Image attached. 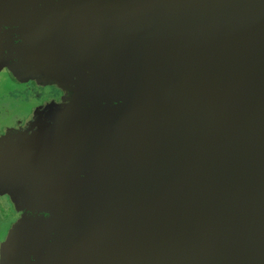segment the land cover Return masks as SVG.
I'll use <instances>...</instances> for the list:
<instances>
[{
	"label": "water",
	"instance_id": "water-1",
	"mask_svg": "<svg viewBox=\"0 0 264 264\" xmlns=\"http://www.w3.org/2000/svg\"><path fill=\"white\" fill-rule=\"evenodd\" d=\"M13 54L66 97L0 136L5 264H264V0H0Z\"/></svg>",
	"mask_w": 264,
	"mask_h": 264
},
{
	"label": "flooded vegetation",
	"instance_id": "flooded-vegetation-1",
	"mask_svg": "<svg viewBox=\"0 0 264 264\" xmlns=\"http://www.w3.org/2000/svg\"><path fill=\"white\" fill-rule=\"evenodd\" d=\"M7 42H13L14 45V42L18 41L13 38L7 40ZM12 57V59H6L7 63L2 66L0 71V81H2V84H0V94L7 93L9 98L18 101L21 107L18 106L16 109V116L11 119L12 123L0 124L1 137L6 136L7 131H10L11 135L24 131L30 132L31 124H34L39 117H43L44 112L46 113L48 111L50 105L61 103L66 97L60 85L54 81H50V77L47 76L46 72L34 70L20 71L17 65H15L14 54ZM44 79L47 81H44ZM4 82L9 86H3ZM0 116L13 117V114H10L5 108L0 107ZM33 129L38 130L37 127ZM20 217L21 214L15 213L14 211V205L10 196H1L0 264L2 262L5 264L2 247L5 243L4 241L7 239V232Z\"/></svg>",
	"mask_w": 264,
	"mask_h": 264
},
{
	"label": "rangeland",
	"instance_id": "rangeland-1",
	"mask_svg": "<svg viewBox=\"0 0 264 264\" xmlns=\"http://www.w3.org/2000/svg\"><path fill=\"white\" fill-rule=\"evenodd\" d=\"M83 70H87V69H83ZM91 76H94V77L96 76L93 71L91 72ZM1 82L2 81H0V84H2ZM3 86H9V85H7V83L4 82ZM18 106L21 107V105L18 103V101H14V100H12V98H9V96L7 95V93L0 94V107L5 108L10 114H13V117H10V116L9 117L8 116L7 117H4V116L2 117V116H0V124L1 125L12 123L11 122V119L16 116V109L18 108ZM6 135H10V131H7V134ZM1 196H3L2 193H0V197ZM6 196H8V195H6ZM13 205H14V211H15V213L21 214V217L16 221V223L14 224V226H12L8 230V232H7V239L4 241L5 242L4 244L7 243L8 236H9V234H8L9 231L15 227V225L19 222V220H21V218L23 217V215H32V213L30 211L23 210L21 208L20 204H18L17 206L15 204H13ZM40 215H45V217H47V214H45V213L44 214H40ZM2 253L5 256L6 246L2 247ZM2 264H4V263L2 262Z\"/></svg>",
	"mask_w": 264,
	"mask_h": 264
},
{
	"label": "bare ground",
	"instance_id": "bare-ground-1",
	"mask_svg": "<svg viewBox=\"0 0 264 264\" xmlns=\"http://www.w3.org/2000/svg\"><path fill=\"white\" fill-rule=\"evenodd\" d=\"M79 22H80V21H79ZM82 24H83V23H82ZM86 26H87V22H85V23H84V27L86 28V30H88L89 28H88V27H86ZM91 30H92V31H91ZM90 31L94 33V31H93V29H92V28L90 29ZM91 194H93V192H92V191H91Z\"/></svg>",
	"mask_w": 264,
	"mask_h": 264
}]
</instances>
